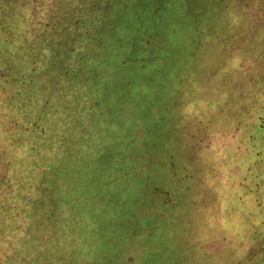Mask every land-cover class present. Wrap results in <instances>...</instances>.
<instances>
[{"label":"rangeland","instance_id":"obj_1","mask_svg":"<svg viewBox=\"0 0 264 264\" xmlns=\"http://www.w3.org/2000/svg\"><path fill=\"white\" fill-rule=\"evenodd\" d=\"M0 264H264V0H0Z\"/></svg>","mask_w":264,"mask_h":264},{"label":"trees","instance_id":"obj_2","mask_svg":"<svg viewBox=\"0 0 264 264\" xmlns=\"http://www.w3.org/2000/svg\"><path fill=\"white\" fill-rule=\"evenodd\" d=\"M99 71H101V69L99 70ZM102 72H104V71H102ZM101 72V73H102ZM105 74L104 75H102V76H105V78H108L109 77V75H108V71H105L104 72ZM98 76H97V78H95L96 80L98 79V78H100V75H99V73L97 74ZM106 80V79H105ZM96 85V84H95ZM95 85H93L92 86V89L95 91V96H99V97H101V102H102V104L100 103V101H98V106L100 105V108H102L103 106H105V104L106 103H109V102H114L115 101V98L113 97V96H111L110 94H109V92H107V90H105L106 88H107V85H109V84H107L106 82H102V85H101V91L100 92H97L96 90H95ZM95 106V105H94Z\"/></svg>","mask_w":264,"mask_h":264}]
</instances>
